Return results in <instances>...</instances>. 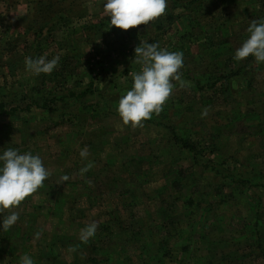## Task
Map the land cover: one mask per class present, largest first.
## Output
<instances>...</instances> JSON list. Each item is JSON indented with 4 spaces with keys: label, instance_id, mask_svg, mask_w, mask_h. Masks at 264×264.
<instances>
[{
    "label": "rangeland",
    "instance_id": "374dc122",
    "mask_svg": "<svg viewBox=\"0 0 264 264\" xmlns=\"http://www.w3.org/2000/svg\"><path fill=\"white\" fill-rule=\"evenodd\" d=\"M16 1L0 0V92L18 109L0 115V152L39 154L51 175L2 214L19 219L0 231V264H264V63L233 60L264 0H206L185 35L150 22L91 43L75 30L98 0ZM142 41L183 53L184 86L173 81L162 111L132 128L116 108ZM41 56H59L55 70L27 71L25 57Z\"/></svg>",
    "mask_w": 264,
    "mask_h": 264
},
{
    "label": "clouds",
    "instance_id": "9594fccd",
    "mask_svg": "<svg viewBox=\"0 0 264 264\" xmlns=\"http://www.w3.org/2000/svg\"><path fill=\"white\" fill-rule=\"evenodd\" d=\"M168 0H104L103 12L110 17L111 26L128 30L139 25H149L166 13ZM248 37L235 50L234 61H242L249 56L257 63H264V20H252L247 28ZM60 60L46 57H25L26 70L34 75L52 73ZM135 64L141 65L139 72L132 74L131 88L121 95L116 111L123 125L132 128L143 127V121L159 114L163 105L173 92V81L181 80L179 70L183 67L182 52H170L160 48L159 44L142 43L135 48ZM207 115V110L202 113ZM82 159L90 155L87 146L79 152ZM91 164L81 169L87 172ZM51 175L43 158L32 151L21 152L16 148H7L0 152V231H7L16 224L19 215L11 212L2 215L5 210L19 206L27 197L37 192ZM70 177L61 176V183ZM98 225L93 222L80 230L79 239L88 243L96 234ZM39 233H37V236ZM19 264H35L33 258L25 254Z\"/></svg>",
    "mask_w": 264,
    "mask_h": 264
},
{
    "label": "trees",
    "instance_id": "16d2710c",
    "mask_svg": "<svg viewBox=\"0 0 264 264\" xmlns=\"http://www.w3.org/2000/svg\"><path fill=\"white\" fill-rule=\"evenodd\" d=\"M205 7V0H168V6L165 13V18L159 17L154 20L151 24L154 27L155 31L160 34L169 33V29L164 28V22L170 25V27L174 25H178L177 33L180 35H185L189 31L194 30V26H196V22H194L195 18H193L194 14H197L200 9ZM179 10V11H177ZM57 23L67 22L70 20L67 16L57 17ZM199 22V20L197 19ZM194 23V24H193ZM102 23L99 22H92L85 24L80 28H76L75 31L83 30L86 33V40L87 42L91 43L92 41L95 42L99 36L100 31L102 30ZM138 27V26H137ZM54 29V28H53ZM93 30V34L92 31ZM90 32V33H89ZM10 51V50H9ZM11 53V52H10ZM200 82V81H198ZM6 93V92H5ZM4 91L0 92V115L2 116H10L18 113L17 107H13L11 103L13 100L6 101L5 100ZM8 97V96H7ZM9 102V104H8Z\"/></svg>",
    "mask_w": 264,
    "mask_h": 264
},
{
    "label": "crops",
    "instance_id": "0c3cea01",
    "mask_svg": "<svg viewBox=\"0 0 264 264\" xmlns=\"http://www.w3.org/2000/svg\"><path fill=\"white\" fill-rule=\"evenodd\" d=\"M32 1H35L36 2V6H40V7H42L43 5L45 6L47 3H55L57 5H63V4H67V3H70V4L74 3L75 5L79 6L78 7L79 9H81L80 5L78 4L79 3L78 0H28V1L27 0H18L16 2H18V4H20L19 6H23L27 10V7L32 3ZM206 2L207 1L205 0V3ZM214 3L218 4V2H214ZM103 4H104L103 0H98V2H97V6L98 7L95 10V12L93 13L94 15L91 14L88 17L87 16L85 17L86 19H88L89 23H92V22L102 23L101 24L102 25V27H101L102 29L106 28L107 26L111 27V25H110V17L105 16V14L103 12ZM14 6H16V5H14ZM17 11H19V10H16L13 13L16 14ZM83 16H84V14H83ZM164 18H165V16L163 17V19ZM91 31H92L91 34H93V30H91ZM133 31H137V30H134V28H133ZM4 50L6 51V48Z\"/></svg>",
    "mask_w": 264,
    "mask_h": 264
}]
</instances>
